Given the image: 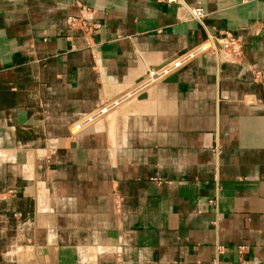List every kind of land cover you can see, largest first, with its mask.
Listing matches in <instances>:
<instances>
[{
	"label": "crops",
	"instance_id": "0c3cea01",
	"mask_svg": "<svg viewBox=\"0 0 264 264\" xmlns=\"http://www.w3.org/2000/svg\"><path fill=\"white\" fill-rule=\"evenodd\" d=\"M74 1L0 0V264H264V0H78L91 49ZM222 32L242 61L147 82Z\"/></svg>",
	"mask_w": 264,
	"mask_h": 264
},
{
	"label": "built area",
	"instance_id": "2783aa9c",
	"mask_svg": "<svg viewBox=\"0 0 264 264\" xmlns=\"http://www.w3.org/2000/svg\"><path fill=\"white\" fill-rule=\"evenodd\" d=\"M158 2L167 5H174L177 8V11L182 14L181 18L184 17L191 19L198 22L200 25H203L206 13L202 6H191L185 2V0H158ZM74 5L78 9V14L76 16H66L64 18V25L68 30L79 31L83 37L85 48L91 49L93 48L92 35L99 29L100 25L91 20L92 10L90 8L78 0L74 1ZM243 48L242 40L230 32H222L219 35H210L206 42L201 43L192 50L178 56L163 68L150 72L147 82L152 83L177 72L187 62L200 55H210L217 61L227 60L234 63L240 62L244 58ZM259 74V72L256 73L257 76ZM118 103L119 102L117 101L110 102L97 108L90 114L81 117L76 122L71 124L69 127V135L73 136L84 128L90 126L96 120L100 119L114 109ZM120 202V198L115 196L114 206L116 209H119Z\"/></svg>",
	"mask_w": 264,
	"mask_h": 264
},
{
	"label": "water",
	"instance_id": "95a60500",
	"mask_svg": "<svg viewBox=\"0 0 264 264\" xmlns=\"http://www.w3.org/2000/svg\"><path fill=\"white\" fill-rule=\"evenodd\" d=\"M159 69V68H158ZM158 69H156L155 71H157ZM148 75H146V77H147ZM176 78H177V74H173V75H171V76H169V77H167L166 79H165V82H174V81H176ZM144 78H142L140 81H142Z\"/></svg>",
	"mask_w": 264,
	"mask_h": 264
}]
</instances>
